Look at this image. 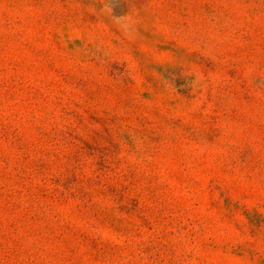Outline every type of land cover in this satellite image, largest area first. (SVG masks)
Masks as SVG:
<instances>
[{
    "label": "rangeland",
    "instance_id": "1",
    "mask_svg": "<svg viewBox=\"0 0 264 264\" xmlns=\"http://www.w3.org/2000/svg\"><path fill=\"white\" fill-rule=\"evenodd\" d=\"M0 264H264V0H0Z\"/></svg>",
    "mask_w": 264,
    "mask_h": 264
}]
</instances>
